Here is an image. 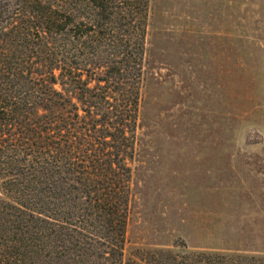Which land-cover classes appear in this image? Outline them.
<instances>
[{"label": "trees", "instance_id": "16d2710c", "mask_svg": "<svg viewBox=\"0 0 264 264\" xmlns=\"http://www.w3.org/2000/svg\"><path fill=\"white\" fill-rule=\"evenodd\" d=\"M149 4L0 0V264H264L124 257Z\"/></svg>", "mask_w": 264, "mask_h": 264}, {"label": "rangeland", "instance_id": "374dc122", "mask_svg": "<svg viewBox=\"0 0 264 264\" xmlns=\"http://www.w3.org/2000/svg\"><path fill=\"white\" fill-rule=\"evenodd\" d=\"M131 165L126 260L264 257V0H150Z\"/></svg>", "mask_w": 264, "mask_h": 264}]
</instances>
